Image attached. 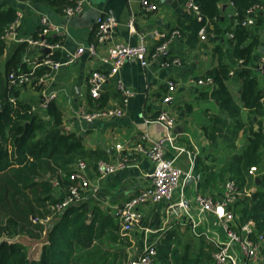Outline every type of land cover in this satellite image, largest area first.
Masks as SVG:
<instances>
[{
	"label": "crops",
	"instance_id": "crops-1",
	"mask_svg": "<svg viewBox=\"0 0 264 264\" xmlns=\"http://www.w3.org/2000/svg\"><path fill=\"white\" fill-rule=\"evenodd\" d=\"M73 5V2L67 0ZM83 1L82 13L75 16H67L66 7L55 4L53 0H0V6L15 7L17 19L15 20V36L5 42L6 50L1 60V68L14 56L22 44L21 40L39 36L38 39H55L59 48L54 50L56 62L61 63L58 70L48 69L47 79L44 83L39 80L45 76L32 78L30 85L16 86L20 98L32 104L36 111H40V104L45 95L51 92L57 94L53 101L61 109L63 114V130L80 137L86 149V158L89 165L88 175L92 188L97 189L95 197H88L83 203H89L93 207H99L103 212L114 213L115 209L131 200L139 192L148 187L151 182L153 164L143 154L134 151L141 143L140 137L146 131L154 138H160L166 131L157 124L146 125V120H155L160 112L167 108L176 118L175 127L176 145L173 149L166 145L167 157L175 159L176 165L185 172L193 175H201L205 181L207 173L217 176L214 182L204 190H200V183L193 179L183 180L182 186L177 190L171 201L158 204L147 203L141 210L144 218L130 234L131 246L128 252L131 255L140 254L147 245L166 236L168 232L178 229L181 233L202 234L205 239L218 238L225 240L226 235L221 223L212 213L201 212L196 204L198 195L211 196L217 202L223 200L224 187L229 180L228 176L218 177L224 161L231 155L222 139H218L217 147L209 139L212 119L219 113V108L211 97L214 85H199L197 82L220 65V50L223 52V61L231 66L229 80L226 82L235 102L242 108L241 119L245 124V130L241 131L237 139V151L242 149L250 138V129H259V122L263 123V116L256 115L252 110L243 106L241 92L243 81L240 78L241 62L233 58V47L230 44V33L222 39V43L216 42L206 36L202 39L199 35L195 43L188 41L187 33L169 43L164 59L181 60L180 66L163 68L164 59H150L149 65L144 68L137 61L127 62L120 77L133 91L134 96L124 104V98L116 87V80H110L99 100H95L89 93V78L95 71H106L100 57L107 54L109 48L118 43L136 44L144 37L151 53L157 45L163 43V39L156 37L155 32L170 34L175 29L181 31V25H189L194 17L186 8V0H152L158 4V10L147 12L141 0H81ZM261 8L257 12L258 22L249 26L251 41H257V49L251 62L253 76L257 78L264 89V74L260 64L264 58V0H260ZM220 8L224 12L222 22L226 28L232 24L235 15L233 5L228 0H222ZM103 16H113L117 20V26L112 30L109 38L103 44H99L96 37L97 21ZM49 18L59 31L49 35H42V19ZM134 19L130 26L131 19ZM98 46V56H90L88 52L78 55L81 46ZM28 45V44H27ZM221 45V46H220ZM27 53L23 57L31 74L46 67L43 64L45 57L50 53L44 49L28 45ZM48 67V66H47ZM176 84L172 102L165 106L164 97L168 94L169 82ZM38 82V83H36ZM125 107L123 117L111 119H99L87 122L82 113H92L103 108ZM101 107V108H100ZM41 113V112H40ZM47 119L46 112L42 113ZM117 144L125 146L118 151ZM262 166L264 168V148L262 149ZM129 157V164L125 170L113 175L101 177L96 167L99 161H115L116 159ZM254 179L259 178V173L253 174ZM259 184H254L247 192H256ZM183 189V190H182ZM182 191L189 201L188 216L178 205ZM60 195V192L57 193ZM236 211V210H235ZM208 241V240H207ZM34 244H31V243ZM44 238L31 241L26 244L35 245L38 249V258L41 254ZM209 242V241H208ZM36 258V259H38Z\"/></svg>",
	"mask_w": 264,
	"mask_h": 264
},
{
	"label": "trees",
	"instance_id": "trees-1",
	"mask_svg": "<svg viewBox=\"0 0 264 264\" xmlns=\"http://www.w3.org/2000/svg\"><path fill=\"white\" fill-rule=\"evenodd\" d=\"M53 1L66 8L72 5L67 0ZM198 1L203 21L194 19L189 25H181V34L187 33L188 41L195 43L207 22V36L220 44L227 33L232 34L234 38L229 42L233 58L241 62L243 106L263 116L264 89L251 70L257 41H251L249 28L242 25L248 10L260 4V0H228L235 15L226 28L222 22V0ZM16 19L15 7L0 6V264H127L131 243L129 236L122 233L115 213L103 212L86 202L58 210L73 185L70 175L74 166L79 160H85L86 149L80 137L63 130V114L55 102L49 105L45 119L42 113L34 111L29 101L20 98L11 83V74H15L16 79L31 74L23 63L27 44H22L1 68L6 50L1 37ZM256 20L259 21L257 17ZM48 42L53 43L55 39L50 37ZM223 58L220 50V65L204 78L214 80L211 97L219 108L209 127V139L217 147L218 139H222L231 154L218 177L228 176L243 194L235 205L239 220H253L264 236L263 123L259 122L257 131L250 129V138L237 151V139L245 130V124L241 119L242 108L226 83L232 68ZM48 69L42 67L31 78L50 74ZM262 71L264 74V69ZM253 167L259 173L260 184L256 192L247 196L245 191L257 183L250 173ZM216 178L215 174L207 173L205 181L199 185L200 190L206 189ZM17 237L30 241L44 238L39 258L30 257V247L26 244L12 241ZM213 253L214 248L205 237L175 229L158 243L152 264H215Z\"/></svg>",
	"mask_w": 264,
	"mask_h": 264
},
{
	"label": "built area",
	"instance_id": "built-area-1",
	"mask_svg": "<svg viewBox=\"0 0 264 264\" xmlns=\"http://www.w3.org/2000/svg\"><path fill=\"white\" fill-rule=\"evenodd\" d=\"M22 2L24 0H16ZM29 1V0H28ZM73 5L67 7L64 12L67 16H75L83 11V1L70 0ZM142 7L147 12H155L158 10V4H155L152 0H141ZM186 8L192 14L194 19L203 21V14L201 12L200 4L198 0H186ZM261 6L258 4L247 12V19L242 23L244 27H249L255 24L257 12ZM42 35H49L52 32L59 31L58 26L50 21L49 18L42 19ZM134 19L130 21V26L133 25ZM209 22L204 25L199 35L202 39L207 36V27ZM15 23H13L1 37L6 42L10 38L15 36ZM117 26V20L113 16H103L97 21L96 37L99 44H103L109 38L112 30ZM155 36L162 38L164 41L160 45H157L151 53L148 48L147 42L142 37L136 44L118 43L111 46L106 55L101 56V62L108 66V69L104 72L95 71L89 78V93L90 96L99 100L102 96L106 84L110 80H116V87L124 98V105L126 106L128 100L134 96L133 91L125 84L120 77V72L123 66L129 61H137L140 65L146 68L150 59L158 60L164 59L165 53L168 49L169 43L174 39L182 36L180 30L175 29L172 33H158L155 32ZM231 39L234 38L232 34H229ZM23 43H27L30 46H35L40 49L49 50V54L45 57L43 64L51 68V70H58L61 63L52 59L54 50L59 48V44L51 43L46 39H25L21 40ZM88 52L90 56H98V46L90 45L87 47L81 46L78 49L77 54L81 55ZM180 66L181 60L178 58L172 60L162 61L161 66L163 68H169L171 66ZM260 69H264V58L260 64ZM32 74L21 75L16 79L15 74L10 75V80L18 86L30 85ZM47 75L43 76L39 82L44 83L47 79ZM199 85L210 84L214 85L212 78L200 79L197 82ZM168 94L164 97L163 103L165 106L169 105L173 100V93L176 90V84L170 81L167 85ZM57 98L55 92L45 95L43 102L40 104L38 112H47L49 105ZM36 111L35 108H33ZM125 115V107L117 106L114 108H103L96 110L92 113H82V117L87 122H93L99 119H111L115 117H123ZM157 124L161 126L166 134L160 138H154L148 131L144 132L140 137L141 143L138 144L134 151L145 155L153 164V172L151 174L150 185L142 189L137 196L131 200L125 202L121 206L115 209V215L118 217L119 222L122 225V233L125 236L135 230V228L141 223L144 218V213L141 210L142 205L147 203L158 204L165 201H171L174 198L176 191L182 186L183 180L193 178L196 183L202 182L201 175H193L192 172H185L176 165L175 159H169L167 157L166 145L170 144L173 149H178L176 145L175 127L177 125L176 118L170 113L167 108H164L158 118L155 120H146V125ZM125 146L117 144L116 149L118 151L124 150ZM129 164V157L118 158L115 161H99L96 167L97 173L101 177L113 175L122 170H125ZM89 165L85 160H79L74 166V170L70 175V180L73 182L68 189V193L65 194L64 202L58 206V210L62 211L64 208L71 206L72 204H78L84 202L88 197H95L97 189L92 188V184L88 175ZM257 172L256 168H251L250 173ZM57 186V185H56ZM183 190V189H182ZM247 196L250 193L245 191ZM243 196L242 192L236 186L235 182L228 180L224 187L223 200L217 202L211 196L198 195L196 198V204L200 208L201 212L212 213L217 220L221 223L226 238L220 240L218 238H207L214 248L215 264H264V236L261 235L257 229L256 223L253 220L241 222L239 216L235 211V205L239 198ZM178 205L188 215L190 209L189 201L184 196L182 191L181 199ZM202 236V234H197ZM158 240L147 245L145 249L137 255L130 256L127 264H152L154 258L157 255Z\"/></svg>",
	"mask_w": 264,
	"mask_h": 264
},
{
	"label": "rangeland",
	"instance_id": "rangeland-1",
	"mask_svg": "<svg viewBox=\"0 0 264 264\" xmlns=\"http://www.w3.org/2000/svg\"><path fill=\"white\" fill-rule=\"evenodd\" d=\"M178 191L176 193V196L178 195ZM12 241H19V242L24 243V244L31 243V241L28 240L27 238H21V237L14 238V239H12ZM31 244H34V243L32 242ZM29 247H30V257L32 259L38 258V250H37L38 248L35 245H29Z\"/></svg>",
	"mask_w": 264,
	"mask_h": 264
},
{
	"label": "water",
	"instance_id": "water-1",
	"mask_svg": "<svg viewBox=\"0 0 264 264\" xmlns=\"http://www.w3.org/2000/svg\"><path fill=\"white\" fill-rule=\"evenodd\" d=\"M43 52H45V53H48L49 52V50H47V49H44V51ZM191 179H193V178H191ZM257 184H260V179L259 178H257Z\"/></svg>",
	"mask_w": 264,
	"mask_h": 264
}]
</instances>
